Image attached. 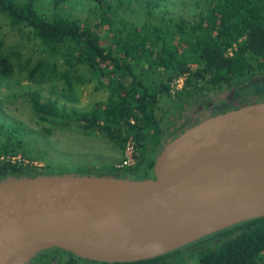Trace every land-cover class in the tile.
<instances>
[{
  "label": "trees",
  "instance_id": "1",
  "mask_svg": "<svg viewBox=\"0 0 264 264\" xmlns=\"http://www.w3.org/2000/svg\"><path fill=\"white\" fill-rule=\"evenodd\" d=\"M37 1L0 0V14L13 27L29 28L49 57H61L72 70H60L55 61L39 59L32 64L27 60L20 67L26 80L43 83L56 77L64 89H70L72 79L80 81L76 73L82 67L109 96L87 111L65 112L56 100H41L39 92L32 91L30 107L40 120L70 124L83 132H101L121 150L132 136L138 152L136 163L122 169L111 164L107 170L112 173L120 171L134 179L148 177L154 155L162 147L163 130L155 109L161 98L172 97L169 90L174 78L185 76L174 97L190 100L264 72V0H213L193 21L162 18L157 24L140 26L119 18L123 0H88L97 7L93 23L59 14L45 17L37 11ZM65 1L52 0V4L57 8ZM14 72L12 54L0 41V79L11 78ZM23 135L20 124L0 120V180L49 175L42 166L25 162L28 146ZM144 153L150 157L144 158ZM214 238L220 240L199 250L196 264L263 263L264 217L220 230L181 249ZM179 250L112 264H172L169 258ZM68 256L61 264H76L80 259L71 253Z\"/></svg>",
  "mask_w": 264,
  "mask_h": 264
},
{
  "label": "water",
  "instance_id": "2",
  "mask_svg": "<svg viewBox=\"0 0 264 264\" xmlns=\"http://www.w3.org/2000/svg\"><path fill=\"white\" fill-rule=\"evenodd\" d=\"M152 171L0 180V264L51 248L109 264L147 260L264 217V101L185 128Z\"/></svg>",
  "mask_w": 264,
  "mask_h": 264
},
{
  "label": "rangeland",
  "instance_id": "3",
  "mask_svg": "<svg viewBox=\"0 0 264 264\" xmlns=\"http://www.w3.org/2000/svg\"><path fill=\"white\" fill-rule=\"evenodd\" d=\"M211 1L213 0H123V7L118 16L137 26L145 22L157 24L162 18H183L193 21L205 11ZM35 7L41 15L48 18L59 14L86 23H93L97 12L96 5L88 0H66L57 8L53 6L52 0H38ZM0 41L3 43L4 50L12 54V62L15 66V72L11 78L0 79V120L7 124H20L23 128V138L28 146V157L25 158V162L34 166H42L49 174L83 173L133 178V175L120 171L112 173L107 170L111 164L117 167L121 162L123 149L121 150L103 133L83 132L70 124L40 120L33 113L28 101L29 94L32 91H38L41 100H56L58 107L65 112L87 111L95 103L106 101L109 91L105 87L97 88L96 81L91 80L86 69L82 67L78 68L76 73L80 75V81L72 79L70 89H64L62 81H58L56 77L43 83L26 80L25 72L20 70V67L27 60L32 64L39 59L55 61L60 70L71 71L72 69L63 64L61 57H49L29 28L23 25L11 26L8 18L3 14H0ZM262 85L264 86V72L234 86L237 90L244 91L261 89ZM216 94L221 97L227 95V89L206 94V96L216 97ZM174 95L171 94L170 98H161L159 107L155 109L159 125L163 130L162 145L165 141L175 137L174 133L169 134L172 122H176L182 113L187 114L190 109L189 105H192L191 103L186 105V100L174 97ZM157 154L154 156L156 157ZM19 157L21 156L17 158ZM143 157H150V155L144 153ZM152 174L153 171L149 170L147 176L151 177ZM219 240V238H214L198 242L177 251L169 259L172 264H196L197 252L205 247L213 246ZM55 250L57 264L69 257L67 252L60 249ZM78 262L83 263L84 261L78 259ZM27 264H30V261ZM262 264H264V259Z\"/></svg>",
  "mask_w": 264,
  "mask_h": 264
},
{
  "label": "flooded vegetation",
  "instance_id": "4",
  "mask_svg": "<svg viewBox=\"0 0 264 264\" xmlns=\"http://www.w3.org/2000/svg\"><path fill=\"white\" fill-rule=\"evenodd\" d=\"M235 87V86H233ZM230 87L227 89V95L219 96L216 94V97H209L206 95L203 96H195L190 100H186L185 104L191 103L189 105L190 109L187 114L182 113L181 117L176 120V122H172V127L170 129L169 134H175L182 132L183 129L194 125L200 120L215 115L218 113L225 112L230 109H234L239 107L240 104H250L253 102L264 101V86L262 85L261 89H248L239 91L235 87ZM253 90V91H252ZM221 97V98H220ZM196 103V104H195ZM240 103V104H239ZM153 176V174H152ZM151 176V177H152ZM50 252V253H49ZM53 252V254H52ZM56 250L55 248L46 249L38 252L31 260L30 264H40V263H51L57 264V258L55 256ZM69 258V257H68ZM68 258L66 260H68ZM84 261L85 264H101L103 262L90 261L85 259H80ZM76 264H83L82 262L75 261ZM78 262V263H77ZM61 264V263H60Z\"/></svg>",
  "mask_w": 264,
  "mask_h": 264
},
{
  "label": "built area",
  "instance_id": "5",
  "mask_svg": "<svg viewBox=\"0 0 264 264\" xmlns=\"http://www.w3.org/2000/svg\"><path fill=\"white\" fill-rule=\"evenodd\" d=\"M231 51H229L230 53ZM231 54V53H230ZM185 80V76H179L175 80H173L172 84L170 85V93L175 94L178 90H181L183 86V81ZM122 160L117 165V168H124L129 167L135 164L136 157L138 155L136 141L135 139L130 136L128 137L125 146L122 150Z\"/></svg>",
  "mask_w": 264,
  "mask_h": 264
}]
</instances>
